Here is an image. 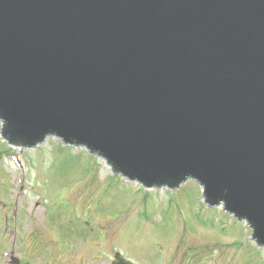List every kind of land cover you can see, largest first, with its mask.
<instances>
[{"label": "water", "instance_id": "1", "mask_svg": "<svg viewBox=\"0 0 264 264\" xmlns=\"http://www.w3.org/2000/svg\"><path fill=\"white\" fill-rule=\"evenodd\" d=\"M0 120L148 188L196 180L264 246V0H0Z\"/></svg>", "mask_w": 264, "mask_h": 264}, {"label": "rangeland", "instance_id": "2", "mask_svg": "<svg viewBox=\"0 0 264 264\" xmlns=\"http://www.w3.org/2000/svg\"><path fill=\"white\" fill-rule=\"evenodd\" d=\"M38 209V211H37ZM264 264L252 228L202 185L146 188L85 147L50 136L15 147L1 136L0 264Z\"/></svg>", "mask_w": 264, "mask_h": 264}, {"label": "flooded vegetation", "instance_id": "3", "mask_svg": "<svg viewBox=\"0 0 264 264\" xmlns=\"http://www.w3.org/2000/svg\"><path fill=\"white\" fill-rule=\"evenodd\" d=\"M6 264H8V263H6ZM19 264H26V263H24V262L21 263V262H20ZM112 264H113V263H112Z\"/></svg>", "mask_w": 264, "mask_h": 264}, {"label": "bare ground", "instance_id": "4", "mask_svg": "<svg viewBox=\"0 0 264 264\" xmlns=\"http://www.w3.org/2000/svg\"><path fill=\"white\" fill-rule=\"evenodd\" d=\"M37 211H38V209H37Z\"/></svg>", "mask_w": 264, "mask_h": 264}]
</instances>
